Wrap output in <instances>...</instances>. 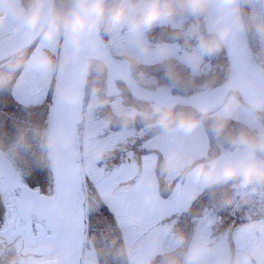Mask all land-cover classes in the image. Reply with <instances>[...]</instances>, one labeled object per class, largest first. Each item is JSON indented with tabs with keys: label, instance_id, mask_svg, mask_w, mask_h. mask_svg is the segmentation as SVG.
<instances>
[{
	"label": "rangeland",
	"instance_id": "1",
	"mask_svg": "<svg viewBox=\"0 0 264 264\" xmlns=\"http://www.w3.org/2000/svg\"><path fill=\"white\" fill-rule=\"evenodd\" d=\"M46 33L47 27L39 40L26 50L27 58L13 87L14 96L23 104L40 103L53 91L61 38L53 40ZM128 34L123 35L117 29L106 36L117 57L127 56L134 65L135 62L158 63L175 57L190 66L193 72L202 70L200 45L184 51L181 45L153 46L136 33ZM45 57H50L51 62H46ZM114 106L121 108V100H115ZM175 114L178 111H173ZM194 116L201 121L195 130L187 132L175 124L165 127L147 144H142L139 154L127 157L124 163L105 173L99 163L101 155L121 141L122 135L113 133L100 139V123H94L86 112V119L80 126V148L87 187L91 190L92 186L113 210L123 231L130 264H154L156 257L166 253L175 254L174 258L180 256V263L185 264L193 248L200 249L194 264H232L238 254L250 251H256L251 264H260L264 261V251L257 250V245L264 242V233L253 231L251 225L264 221V217H256V208L264 206V197H249L247 201L243 197H232L221 205L205 202L201 207V218L197 223L193 219V236L188 237L185 233L192 223L185 222L183 217L208 187L201 185L191 170L166 166L177 159L208 158L211 139L205 120L230 119L242 129L239 135H255L264 130V115L247 105L237 93H231L217 111L207 116ZM220 148L221 152L214 157L227 158L244 150L237 143L233 149L222 145ZM246 191L248 188L239 184L234 189L236 193ZM226 211L234 217L223 218L222 213ZM11 218L12 211L8 209L0 233L12 231ZM217 227H220L218 231ZM180 236L184 238L182 243L178 240ZM92 257L91 250L87 251L83 264H96Z\"/></svg>",
	"mask_w": 264,
	"mask_h": 264
},
{
	"label": "water",
	"instance_id": "2",
	"mask_svg": "<svg viewBox=\"0 0 264 264\" xmlns=\"http://www.w3.org/2000/svg\"><path fill=\"white\" fill-rule=\"evenodd\" d=\"M54 1L45 12L44 21L36 29L24 23L15 31L0 39L1 66L10 62L16 54L29 49L43 34L47 21L54 9ZM9 0H0L5 6ZM240 16L234 31L222 46L229 63V77L220 84L207 87L191 94L176 92L173 84L162 83L154 89L140 84L133 75L131 59L117 57L105 39L102 28L86 37L77 48L62 36L55 87L50 107L46 142L50 135L55 143L47 142V158L53 177V193L45 194L31 187L23 173L0 149V193L8 209L12 211V231L0 233V250L15 247L23 260L25 242L39 247L34 259L58 254L61 264H83L89 227V193L83 168L80 148V126L85 120V100L90 64L101 62L106 68V96L123 94L122 82L134 99L161 110H174L178 106L199 109L207 108V114L221 108L232 92L237 91L242 100L255 110L264 112V105L256 107L254 101L264 99V70L260 67L245 23L242 2ZM217 13L205 12V28L209 34L215 24ZM221 49V46L218 48ZM204 115V114H202ZM70 141V142H69Z\"/></svg>",
	"mask_w": 264,
	"mask_h": 264
},
{
	"label": "trees",
	"instance_id": "3",
	"mask_svg": "<svg viewBox=\"0 0 264 264\" xmlns=\"http://www.w3.org/2000/svg\"><path fill=\"white\" fill-rule=\"evenodd\" d=\"M21 1L25 7L30 2V0ZM241 2L246 26H250L246 12V0H241ZM67 3L68 0H55L53 12L66 7ZM107 3L110 7L112 0H107ZM204 17L205 12L198 15L178 12L175 17L158 22L151 29L136 34L145 42H151L153 46L181 45V49L183 47L184 51H191L200 45L199 39L201 36L207 37L209 35L206 33ZM194 26L198 27V32H193ZM101 28L105 39L107 34L117 29L123 35L135 33L127 27L109 30L106 23L101 24ZM247 29L253 50L256 54L257 46L252 28L250 26L249 30L247 26ZM128 35L130 36V34ZM61 41L62 37L58 51H60ZM220 46L221 49H215L211 53L201 47L203 54L201 71L193 72L187 64L182 63L175 57H170L158 63L140 64L139 62H135L134 65L132 62L133 75L144 86L153 87L157 84L168 83L177 87L176 92L191 94L200 90L201 85L205 82H207L206 88H209L222 83L229 77L230 68L227 55L223 46ZM26 50L13 56L8 64L1 66L0 63V149L23 173L25 181L31 187L45 194H52L53 177L50 169L51 164L47 158L48 147L46 132L56 78L54 79L52 94L48 99L40 103L29 104H23L18 101L14 96L13 87L22 72L24 62L27 58L28 52ZM123 57L127 56L123 55ZM256 59L259 62L257 54ZM105 78V66L101 62L93 60L90 64L87 84L85 119L86 112H89L92 121L94 123H100V139L109 134L120 133L124 130L140 129V139L141 144H143L157 132L165 128L156 122L158 114L151 108H148L147 103L134 99L122 82L119 84L124 91L123 94L108 98L105 93ZM94 89L98 91L94 92ZM232 93H237L240 96L237 91ZM117 99L121 100V108L114 106V101ZM98 100H106L107 103L101 105L97 102ZM132 110H136L141 114L147 113L148 117L145 118L144 115H138L134 120H125L117 115V113ZM173 111L192 116L197 114L207 116L200 114L190 107L178 106L172 110V113ZM260 113L264 115V112ZM205 121L211 139V149L208 158H213L221 152L222 148H220V145L232 149L236 147L234 140L239 135L238 133L242 131L236 122L230 119H220L214 122L207 119ZM220 122H223L224 127L217 129ZM123 143L119 141L111 149L103 151L101 162L99 163L105 173L111 172L120 164L124 163L127 157L129 159L134 154L142 151V145L138 148L134 143L127 146H123ZM260 155L264 157V153H260ZM238 184V181H232L227 184L208 187L201 194V197L196 199L191 209L183 217L185 222L192 223V226L187 228V234L184 232L185 235L188 237L193 236V224L194 222L197 223L201 218V207L207 201L221 205L232 197H243L245 201L249 197H264V185H249L246 187L248 191L236 193L234 189ZM88 193L89 227L84 260H86L87 251L91 250V254H94L92 258L96 264H130L126 253L123 231L116 221L113 211L92 186L91 190L88 189ZM256 211V217H264V206L257 207ZM7 212L8 207L0 193V228L4 227L3 224L6 222ZM222 216L223 218L234 217L229 211L222 213ZM193 219H195L194 222ZM219 229L220 227H217L216 231ZM174 256L175 254L173 253L159 255L154 260V264H181L180 256L177 258H174ZM0 264H21L20 255L15 247H10L7 251L0 250Z\"/></svg>",
	"mask_w": 264,
	"mask_h": 264
},
{
	"label": "clouds",
	"instance_id": "4",
	"mask_svg": "<svg viewBox=\"0 0 264 264\" xmlns=\"http://www.w3.org/2000/svg\"><path fill=\"white\" fill-rule=\"evenodd\" d=\"M51 0H30L27 7L23 6L20 0H16L15 13L30 29H36L44 21L45 12ZM210 9L216 11L215 24L210 29L207 37L201 36L200 46L209 53L218 49L234 31L238 21L244 25L240 16V0H112L109 7L107 0H68L67 6L52 12L47 21V35L50 39L59 40L62 36L67 42L77 48L86 37L92 36L100 29L101 24L106 23L109 30L120 27H127L135 33H141L151 29L158 22L169 20L178 12H187L192 15L204 13ZM257 34L264 36V19L257 20L255 16L249 18ZM3 17H0L2 22ZM198 27H193V32H198ZM51 62L50 57L44 58ZM98 91L94 89V92ZM99 104L107 103L106 100H98ZM256 107L264 105V99L254 101ZM199 111L206 115L208 109L202 108ZM154 112L158 114L157 123L162 127H169L175 124L187 132L195 130L201 123L195 116L178 113L173 115L172 111L161 110L156 107ZM125 120H134L138 115L148 117L147 113L141 114L136 110L117 113ZM224 118H222L223 120ZM224 127L223 122L218 128ZM49 146L55 143V136L48 137ZM70 142V141H69ZM234 143L243 146V152L239 155H232L227 158L217 156L214 158H191L169 161V169H188L194 174L199 183L204 187H213L238 181L239 186L264 185V130L255 135H238ZM199 160V162H197ZM251 229L258 233H264V221H256ZM183 236L178 237L182 243ZM24 253L28 259L21 264H61L58 254L52 257L34 259L33 256L39 253V247H33L30 241L25 242ZM257 250L264 251V242L257 245ZM200 249L193 248L187 255L185 264H194ZM256 251L245 254H238L232 264H251ZM260 264H264L261 261Z\"/></svg>",
	"mask_w": 264,
	"mask_h": 264
},
{
	"label": "built area",
	"instance_id": "5",
	"mask_svg": "<svg viewBox=\"0 0 264 264\" xmlns=\"http://www.w3.org/2000/svg\"><path fill=\"white\" fill-rule=\"evenodd\" d=\"M246 12L257 46L256 54L259 58L258 63L264 70V36L257 34L252 22L249 19L252 16H255L257 20L264 19V0H246Z\"/></svg>",
	"mask_w": 264,
	"mask_h": 264
},
{
	"label": "crops",
	"instance_id": "6",
	"mask_svg": "<svg viewBox=\"0 0 264 264\" xmlns=\"http://www.w3.org/2000/svg\"><path fill=\"white\" fill-rule=\"evenodd\" d=\"M20 2L22 3L21 0H20ZM15 6H16V0H9L7 5L0 6V17H3L2 22H0V35H2L1 39L6 37L7 35L11 34L20 25L23 24V21L15 13V10H14ZM5 34H6V36H5ZM148 142H149V139L147 141H145V144H147ZM109 207H110V205H109Z\"/></svg>",
	"mask_w": 264,
	"mask_h": 264
},
{
	"label": "flooded vegetation",
	"instance_id": "7",
	"mask_svg": "<svg viewBox=\"0 0 264 264\" xmlns=\"http://www.w3.org/2000/svg\"><path fill=\"white\" fill-rule=\"evenodd\" d=\"M157 85H159V84H157ZM157 85H155L153 87H149V88L154 89ZM146 87H148V86H146ZM143 103H146V102H143ZM147 107L151 108L154 111V109L152 107H150L148 103H147ZM120 133L122 135L121 141L124 142L123 146L131 145L132 143H134L135 146L137 145L138 148L141 147L142 144H141V139H140L141 138V130L140 129H130L128 131L124 130L123 132H120ZM135 155H137V154H134L133 156H135Z\"/></svg>",
	"mask_w": 264,
	"mask_h": 264
}]
</instances>
